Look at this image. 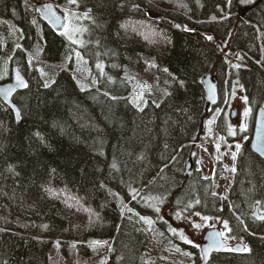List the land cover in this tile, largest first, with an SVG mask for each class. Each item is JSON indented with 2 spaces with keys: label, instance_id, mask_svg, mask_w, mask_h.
Wrapping results in <instances>:
<instances>
[{
  "label": "trees",
  "instance_id": "16d2710c",
  "mask_svg": "<svg viewBox=\"0 0 264 264\" xmlns=\"http://www.w3.org/2000/svg\"><path fill=\"white\" fill-rule=\"evenodd\" d=\"M52 2L91 9L103 28L83 20L89 31L76 46L36 11L38 3ZM78 3L0 0V82L16 66L28 83L12 97L20 121L0 99V264H49L54 244L64 259L75 246L88 264H102L93 261L97 241L109 244L105 264H199L200 250L169 231L183 229L199 243L177 224V211L228 220L235 239L226 243L251 249L213 253L208 264H264V221L254 215L257 208L264 216V159L248 146L254 111L264 108V0H121L123 9L116 0ZM96 63L103 64V75ZM207 71L219 82V101L208 108L201 83ZM236 80L251 113L246 130L236 135L247 140L236 150L235 171L221 196L222 160L205 179L196 166V135L204 113L221 108L223 86ZM215 127L233 140L223 113ZM141 153L146 159L138 161ZM187 155L194 164L188 175ZM114 158L117 170L110 167ZM132 188L139 193L135 200ZM188 203L193 207L184 210ZM140 215L155 223L145 224Z\"/></svg>",
  "mask_w": 264,
  "mask_h": 264
},
{
  "label": "rangeland",
  "instance_id": "374dc122",
  "mask_svg": "<svg viewBox=\"0 0 264 264\" xmlns=\"http://www.w3.org/2000/svg\"><path fill=\"white\" fill-rule=\"evenodd\" d=\"M38 4H43V3H38ZM51 5L53 9L55 10V12L57 13V15H59V13L62 15L63 25L66 22L64 20V16L67 14L68 11L84 13V11L77 10L74 7H72L71 9H68L67 7H63V5L58 4L56 2H52ZM68 23H70L72 26H82L85 28L83 19L77 20L74 17H72L70 18ZM63 25L61 24L58 28V30H60L61 32L64 31ZM138 31L142 33L141 30L138 29ZM73 38L77 40H83L84 39L83 32L73 34ZM75 45L79 46L80 44L77 43ZM86 71L84 72L85 77L89 80L91 79L92 75L90 73L88 75ZM223 95H224V99H223V104L221 108H219V110L217 111L212 112L210 115L209 113L211 111L204 113L203 117H201L200 119L198 131L196 135V137L198 138L197 145L200 146L198 148V155H197L198 164H196V166L199 168V170L202 171L203 176L211 177L213 175V167H214V164L216 163V159L220 158L222 160V168H223L224 174L219 178V182L216 187V192L221 196H226L227 189H228L229 182H230V177L232 174V166L234 163L233 154L236 153L235 146L236 144H240L242 141L247 140V136H241V137L236 138V135L241 132V129H240L241 123H245L246 125H248V120L250 119V115L247 118H245L243 113H244L245 108H250V107L248 106L247 103H245V100L243 99L245 96L242 91V87L239 81L237 80L232 81L230 85L225 84L223 86ZM221 113H223L225 117L227 132H228L229 125H231L232 128L236 132L235 136L230 135L231 137H233L232 141L228 142L225 138L221 139L219 132L216 130L215 122ZM213 117H215L214 122L211 125H208L207 121L211 120ZM208 128L211 129L210 132L208 131ZM252 130H253V127H252ZM251 134H252V131H250V134L248 135H251ZM217 144L219 145L218 150L216 148ZM188 157L192 159V157L188 155L186 159ZM181 212H182L181 218L177 219L179 223H177L176 221L175 223H177L178 225L181 224L183 225V227H186V228L188 227V229L191 231V233H188V235L191 238H196V239L198 238L200 242L201 238L203 237L204 232L208 229V227H204L201 230L193 229L190 226L192 221H195L197 223H203L200 220V217L194 215L195 212H193L192 214H186L184 211H181ZM208 223H213L216 225V227H219V222L216 220L209 221ZM234 244L236 243L234 241H231V244H229L228 247L232 248ZM105 246L106 245L104 246L100 245L99 247L93 249L92 256H93V261L95 263L99 261H103V264H105L106 256L105 258L103 257L108 252L106 248L107 246L106 247ZM73 247L74 248H72L69 251L68 256L65 257L64 259L57 244L52 245L48 251L49 252V264H88V261L86 259L87 257L84 255L80 256L76 247L75 246Z\"/></svg>",
  "mask_w": 264,
  "mask_h": 264
},
{
  "label": "snow or ice",
  "instance_id": "6c2138e0",
  "mask_svg": "<svg viewBox=\"0 0 264 264\" xmlns=\"http://www.w3.org/2000/svg\"><path fill=\"white\" fill-rule=\"evenodd\" d=\"M244 2H245V0H241V3H244ZM248 2H252V0H248ZM25 3L27 5V0H25ZM228 3L230 5L232 3V0H228ZM67 4L76 5L77 7L79 6L78 0H67ZM114 6L123 9L125 5L123 3H121V0H116V4ZM134 7L139 8V5H134ZM43 9L47 13H50L52 17H55L56 19H60V17L56 16L55 12L53 11V7H52L51 4H44L43 5ZM40 10H41L40 8L36 9V11H40ZM72 17H74L77 20L83 19V20L91 21V23L98 29H102L103 28V25L92 14V10L91 9H89L88 11H86V12H84L82 14H77L75 12L68 11L67 14L64 16V20L66 22L63 25L64 31L61 32V35L67 36V38L73 44L79 43V44L83 45L84 41L74 39L73 38V34L89 31V29L88 28H84L82 26H72L70 23H68V21ZM212 19H216V17L214 16V17H212ZM33 23H35V21H33ZM125 27L126 26L123 25V24L120 25V28H125ZM177 27H179V26H177ZM186 30H188V29H186ZM119 35H120L119 31H117V33H116L117 38H119ZM206 39L211 41V40H213V37L208 36V37H206ZM95 44L97 45V47L103 46V38L97 39L95 41ZM75 55L78 58V60L82 59L81 54L79 52H75ZM68 59L70 60L71 56H69ZM150 66L151 67H155L156 65L151 64ZM96 67L100 70L101 74L103 75L104 74L103 73V64L98 63L96 65ZM233 67H239V65H233ZM40 71H41V73L43 75L44 74L43 70L41 69ZM164 71L167 72L168 70L164 69ZM0 79H3V76H0ZM93 83H95V81H93ZM43 86L45 88H48V87H50V84L48 82H45ZM16 87H23V88H27L28 87L27 83L19 76V74H17V76H16ZM145 87H147V86L145 85ZM81 90H84L83 86H81ZM13 91H14V88H13L12 85H8L6 87L0 88V93H3L5 98L10 97ZM105 95H107V93H105ZM142 95H143V93L140 94L141 97H142ZM166 95H168V93H166ZM112 99H116V97H112ZM209 99L214 101L215 97L213 95H210ZM243 99L245 100V103H247V97H244ZM134 103H135L138 111H140V112L144 111V108L141 106L140 103H138L136 101H134ZM155 106L156 107H160V104L156 103ZM250 113H251V109L250 108H245L243 115H244L245 118H247L250 115ZM16 115H17V117L20 116L19 110H16ZM214 120H215V117H213L211 120H208L207 124L211 125L214 122ZM246 128H247V125L245 123H241L240 124L241 131H245ZM208 131L210 132L211 129L208 128ZM228 132H229V135H232V136L236 135V132L232 128L231 125H229ZM222 138L223 137H221V139ZM100 146H101V148L103 147V141L102 140L100 142ZM165 147H167V145H165ZM235 147H236L237 152H239V150L241 148V145L240 144H236ZM255 147L259 148L261 151H264V144H258ZM216 148H217V150L219 149V145L218 144L216 145ZM99 155H101V156L104 155L103 151H100ZM175 158H176L175 156L170 157V159H173V160ZM235 158H236L235 154H233V159H235ZM144 159H146V157L144 156L143 153H141L140 155L137 156V160L138 161H142ZM110 167L112 169H114V170H117V163L115 162V158L113 159V162L111 163ZM164 167L166 168L167 164H165ZM232 171H235V168H233ZM163 172H164V168H160L159 172H158V175L162 174ZM205 179H208V178L205 177ZM111 194L118 197L117 193H111ZM130 195H131V199L135 200L137 195H139V193H138L137 189L132 188L130 190ZM212 195L215 196L217 194L216 193H212ZM152 199H157V198H152ZM158 199L160 200V203H163L164 199H166V198L165 197H160ZM222 199H227V197H222ZM176 203L180 204V201L177 200ZM195 203L199 204L200 201L196 200ZM257 203L259 204L260 201H257ZM121 206H122V210H123L124 207H126V205H124V203H123V200H121ZM149 206L153 208V211L156 214L160 213V211H161L160 207H157L155 205H149ZM192 207H193V204L192 203H188L187 205H185L184 210H189ZM127 211L128 212H132L133 210L131 208H128ZM137 215H139V213H137ZM174 215H175V217L177 219H180L181 216H182V212L181 211H177V212L174 213ZM194 215L200 217V220L203 222V223H197L195 221L191 222L190 226L193 229H196V230H201L204 227L215 228L216 227L215 224L208 223L209 221H212V220H216V221H219L220 223H222L223 230H217V231L209 232L208 240L210 241V243L207 246H203L202 244L197 243V242H195L192 239H189V237L187 235H185L183 229H177L175 227L169 226V231H171L174 235H178L181 240H183L186 244L191 245L193 248L201 249L200 259L204 260L205 264H208L210 253L213 252V251H217V252H219L221 250L229 251V252H250L251 251V249L247 245H243L241 247H236V248L228 247L226 242L228 240H230V239H235L234 236L230 235L232 233V228L229 226V221L228 220L221 221L220 217H211V216H207V215H201L199 212L194 213ZM139 218H140V220H142L145 224H147L149 226H151L152 224L155 223V221L149 216L140 215ZM158 218L163 220L162 216L158 215ZM256 219L264 221V216H256ZM164 222L167 223V221H164ZM245 231H247V228H245ZM96 243L99 244L100 242L97 241ZM105 243H107V242H105ZM185 255L191 256L192 253L186 252ZM102 264H103V262H102Z\"/></svg>",
  "mask_w": 264,
  "mask_h": 264
},
{
  "label": "water",
  "instance_id": "95a60500",
  "mask_svg": "<svg viewBox=\"0 0 264 264\" xmlns=\"http://www.w3.org/2000/svg\"><path fill=\"white\" fill-rule=\"evenodd\" d=\"M41 11H43V14L47 17V19L54 25V27H58L60 26L62 23L59 22V19L58 21H54L53 19L55 17H52L50 13H47L43 7L40 5L38 6ZM179 28V27H178ZM17 74H19V76L27 83L26 81V78L24 77V75L21 73V71L17 68H13L12 71H11V81H8V82H5V83H0V88H3V87H6L8 85H12L13 88H14V91L12 92L11 96L8 97V98H5V96L3 95V93H0V99L5 103L7 104L13 111H14V114L16 116V119L17 120H20V117H17L16 115V110H18L17 106L13 103L11 97L12 95L18 91V90H23L25 88L23 87H16V76ZM201 83L205 89V97H206V107L208 108L210 105L212 104H215L218 100V79L216 78L215 75H212L210 72H206L202 79H201ZM210 95H213L215 97L214 101L209 99V96ZM254 121H256V124L254 127H253V130H252V134L250 135V138H249V141H248V146L250 148V150L257 156H259L260 158L264 159V151H261L259 148L255 147L256 145L258 144H264V108L262 107H259L255 113H254ZM259 137V138H258ZM193 160L188 157L185 161V166H184V169H185V174L188 175L190 173V171L192 170L193 168ZM254 215H257V216H263V215H259L257 213V208H255L254 210ZM217 230H220L218 227H215V228H208L204 234H203V237L201 238L200 240V244H202L203 246H207L210 241L208 240V234L209 232H213V231H217ZM243 246L242 243H237L233 248H236V247H241ZM200 250V253H201V249ZM222 251V250H221ZM220 252V251H219ZM213 253H218L217 251H213L210 253V256L213 254ZM210 256H209V259H210ZM209 261V260H208ZM199 264H205V261L204 260H200V263Z\"/></svg>",
  "mask_w": 264,
  "mask_h": 264
},
{
  "label": "bare ground",
  "instance_id": "6f19581e",
  "mask_svg": "<svg viewBox=\"0 0 264 264\" xmlns=\"http://www.w3.org/2000/svg\"><path fill=\"white\" fill-rule=\"evenodd\" d=\"M143 3H144V2H143ZM40 5L43 7V4H38L37 6H40ZM38 8H39V7H38ZM42 12H43V11H42ZM54 12H55V11H54ZM55 14H56V16L58 17V15H57L56 12H55ZM43 15H44V14H43ZM44 18H45L46 22H47L52 28H57V27H54V26H56L57 24H56V25L52 24V23L47 19V17H46L45 15H44ZM53 20L56 21V22L58 21V19H56V18H54ZM59 22H60V20H59ZM12 23H13V22H12ZM60 23H61V22H60ZM33 24H35V23H33ZM36 25H37V24H36ZM179 28H180V27H179ZM150 29H151V28H150ZM9 34L11 35V33H9ZM3 36H4V35H3ZM8 36H9V35H8ZM5 38H6V37H5ZM2 40H4V39H2ZM69 45H71V44H69ZM23 48H24V47H23ZM14 51H15V50H14ZM2 52H3V50H2ZM6 53H7V52H6ZM4 54H5V53H4ZM10 55H11V54H10ZM12 56H13V55H12ZM12 56H11V57H12ZM1 58H3L2 55H1ZM4 58H5V57H4ZM10 59H11V58H10ZM232 60H234V57H233V56L230 57V61H232ZM1 61H2V60H1ZM3 61H4V60H3ZM10 62H11V61H10ZM12 65H13V64H12ZM25 65H26V64H25ZM14 67L17 68V69H19V68L16 67V66H12L11 69H10V77H9V80H7V81H3V82H0V83H5V82H8V81H11V71H12V69H13ZM27 68H28V67H27ZM8 70H9V69H8ZM30 72H31V71H30ZM32 72H33V71H32ZM207 72H210V71H207ZM21 73H22V72H21ZM205 73H206V72H205ZM205 73H204V74H205ZM210 73H211V72H210ZM22 74H23V73H22ZM204 74H203V75H204ZM211 74L214 75L213 73H211ZM26 75H27V74H26ZM5 76H6V75H5ZM6 77H7V76H6ZM25 77H26V76H25ZM28 77H29V76H28ZM35 77H36V76H35ZM202 77H203V76H202ZM4 78H5V77H4ZM216 78H217V77H216ZM201 79H202V78H201ZM26 81H27V80H26ZM27 85H28V83H27ZM204 90H205V89H204ZM18 91H20V90H18ZM16 92H17V91H16ZM16 92H15V93H16ZM15 93H14V94H15ZM14 94H13V95H14ZM13 95H12V97H13ZM12 97H11V99H12ZM12 101H13V100H12ZM218 101H219V82H218V100H217V102H216L215 104H212V105H216V104L218 103ZM3 103H4V102H3ZM13 103H14V102H13ZM206 103H207V101H206ZM4 104H5V103H4ZM14 104H15V103H14ZM6 105H7V104H6ZM15 105H16V104H15ZM212 105H210V106H212ZM7 106H8V105H7ZM16 106H17V105H16ZM210 106H209V107H210ZM8 107H9V106H8ZM9 108H10V107H9ZM17 108H18V107H17ZM206 108H207V107H206ZM258 108H259V107H258ZM258 108H257V109H258ZM262 108H263V107H262ZM10 109H11V108H10ZM11 110H12V109H11ZM18 110H19V109H18ZM12 111H13V110H12ZM13 113H14V111H13ZM14 115H15V114H14ZM15 117H16V116H15ZM19 117H20V116H19ZM254 119H255V117H254V115H253V127H254L255 125H257V124H256V121H254ZM16 120H17V119H16ZM17 121H20V120H17ZM184 166H185V165H184ZM193 167H194V166H193ZM190 172H191V171H190ZM68 242H69V241H68ZM235 243H236V242H235ZM239 243H240V242H239ZM79 244H80V243H79ZM236 244H237V243H236ZM236 244H234V245L232 246V248H233ZM81 245H82V244H81ZM98 245H99V244H98ZM227 245H228V244H227ZM92 263H93V262H92Z\"/></svg>",
  "mask_w": 264,
  "mask_h": 264
},
{
  "label": "flooded vegetation",
  "instance_id": "af4514ba",
  "mask_svg": "<svg viewBox=\"0 0 264 264\" xmlns=\"http://www.w3.org/2000/svg\"><path fill=\"white\" fill-rule=\"evenodd\" d=\"M58 17H60V22L62 23L63 22V17H62V15L59 13V15H58ZM56 29H58V27L56 28ZM7 80H9V79H7ZM184 165H185V161H184ZM194 166V165H193ZM193 169V168H192Z\"/></svg>",
  "mask_w": 264,
  "mask_h": 264
},
{
  "label": "built area",
  "instance_id": "2783aa9c",
  "mask_svg": "<svg viewBox=\"0 0 264 264\" xmlns=\"http://www.w3.org/2000/svg\"><path fill=\"white\" fill-rule=\"evenodd\" d=\"M100 244H104V245L108 246L107 243H105L104 241L103 242H100Z\"/></svg>",
  "mask_w": 264,
  "mask_h": 264
}]
</instances>
